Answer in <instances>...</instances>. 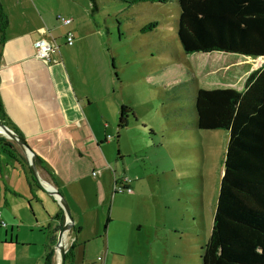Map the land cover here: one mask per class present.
I'll list each match as a JSON object with an SVG mask.
<instances>
[{"label":"rangeland","instance_id":"obj_1","mask_svg":"<svg viewBox=\"0 0 264 264\" xmlns=\"http://www.w3.org/2000/svg\"><path fill=\"white\" fill-rule=\"evenodd\" d=\"M13 1L9 0L10 6ZM18 1L27 5V0ZM34 1L47 11L49 7L64 10L70 2L82 7L85 3L82 9L86 7L89 14L88 0ZM96 2L92 23L103 31L117 99L135 115L120 129L114 144L115 154L122 156L116 162V175L131 181V192L112 193L102 238L75 243L69 264H100L98 257L103 264H200L201 246L212 225L227 133L222 128L196 127L194 90L239 89L246 75L264 64V56L185 53L176 36V0ZM149 23L156 25L143 30ZM10 141L28 167L26 154ZM9 161L14 170L9 169ZM18 163L0 149V175L6 177L0 179V212L8 224L9 201L5 206L3 193L9 194V173L11 184L20 177L16 187L27 186ZM51 264H58L54 252Z\"/></svg>","mask_w":264,"mask_h":264},{"label":"crops","instance_id":"obj_2","mask_svg":"<svg viewBox=\"0 0 264 264\" xmlns=\"http://www.w3.org/2000/svg\"><path fill=\"white\" fill-rule=\"evenodd\" d=\"M0 4L7 17L0 48V100L47 169H38L39 185L30 181L24 162L11 156L18 159L27 186L16 187L20 177L11 184L9 173V194L3 193L5 206L9 201L5 212L9 224L0 212L5 222L0 225V264H41L49 238L56 236L63 221L57 218L62 208L45 184L55 186L70 208L73 224L66 231L65 246L102 238L114 181L126 179L131 187L126 176L116 175V162L122 156L114 152L120 131L115 113L122 102L107 67L103 31L92 23L86 7L82 9L85 3L82 7L70 2L64 10L49 7L50 11L34 0H27V5L18 0L13 6L9 0ZM57 15L71 21L64 24ZM68 32L73 36L71 44L66 42ZM37 39L54 42L49 62L35 56L31 43ZM129 119L133 120L128 116L126 125ZM14 165L9 161V169L14 170Z\"/></svg>","mask_w":264,"mask_h":264},{"label":"trees","instance_id":"obj_3","mask_svg":"<svg viewBox=\"0 0 264 264\" xmlns=\"http://www.w3.org/2000/svg\"><path fill=\"white\" fill-rule=\"evenodd\" d=\"M88 1L92 16L97 2ZM121 1L165 3L170 0ZM176 2L179 8L176 36L185 53L221 51L264 56V0ZM6 24L7 17L0 4V48ZM155 25L149 23L142 29ZM193 107L197 128H222L227 133L212 225L201 246L200 264H264V64L246 75L241 89L195 88ZM128 116L135 118L133 109L120 104L118 129L126 125ZM0 122L24 139L5 114L1 100ZM0 149L20 159L13 143L2 136ZM34 158L35 165L47 171L41 158L36 154ZM26 172L30 181L35 182L29 167ZM62 213L61 210L57 217L60 223ZM54 241L53 235L47 242L43 264L51 263ZM74 245L73 242L65 253L64 264H69Z\"/></svg>","mask_w":264,"mask_h":264},{"label":"water","instance_id":"obj_4","mask_svg":"<svg viewBox=\"0 0 264 264\" xmlns=\"http://www.w3.org/2000/svg\"><path fill=\"white\" fill-rule=\"evenodd\" d=\"M0 128L3 131V133H0L4 138L12 140L14 143H16L21 151L26 154L28 158V167L30 170L31 177L40 185L41 180L38 173V170L35 165V158H34V152L29 147L25 139L19 137L11 128L6 126L4 123L0 122ZM47 192L53 196L55 201L60 205L63 211V221L59 228H57L55 241L52 245L53 252L55 253L56 250H58L59 253V261L58 264H64L65 263V253L67 252L68 248L62 244V237L64 232L70 229V227L73 224V219L71 216L69 205L64 198V196L57 190V188L48 189ZM72 244V243H71ZM70 244V245H71ZM69 245V246H70Z\"/></svg>","mask_w":264,"mask_h":264},{"label":"built area","instance_id":"obj_5","mask_svg":"<svg viewBox=\"0 0 264 264\" xmlns=\"http://www.w3.org/2000/svg\"><path fill=\"white\" fill-rule=\"evenodd\" d=\"M57 20H60L64 24L69 23L71 21L70 18L62 16V15H57ZM65 38H66L67 44H71L73 42V36L70 32H68L65 35ZM31 46L37 58L43 60L44 62H49L51 52L55 48L54 42L44 40V39H37L31 43ZM94 173L95 172H92V174ZM122 191L131 192L129 181H127L126 179H120L119 181H115L113 183V187H112L113 193L122 192ZM0 225L5 226V222L1 218H0ZM98 260H100V264H103L102 259L100 257H98Z\"/></svg>","mask_w":264,"mask_h":264},{"label":"bare ground","instance_id":"obj_6","mask_svg":"<svg viewBox=\"0 0 264 264\" xmlns=\"http://www.w3.org/2000/svg\"><path fill=\"white\" fill-rule=\"evenodd\" d=\"M0 133H3V131L1 130V128H0ZM42 183H43V181H42ZM45 185L48 187V189H53L54 188V187H51L50 185H47V184H45ZM66 235H67V232H64L63 237H62V244L64 246H65L64 241H65ZM55 259H56V263H58V261H59V253H58V250H56V252H55Z\"/></svg>","mask_w":264,"mask_h":264}]
</instances>
